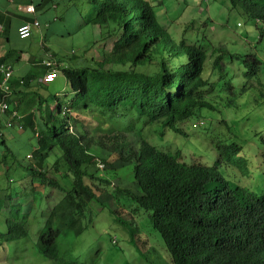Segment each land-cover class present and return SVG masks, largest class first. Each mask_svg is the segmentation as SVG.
Listing matches in <instances>:
<instances>
[{"label": "trees", "instance_id": "obj_1", "mask_svg": "<svg viewBox=\"0 0 264 264\" xmlns=\"http://www.w3.org/2000/svg\"><path fill=\"white\" fill-rule=\"evenodd\" d=\"M74 1L79 17L81 3H85L81 26L97 29L91 43H104L100 50L103 57L94 58L93 66L62 68L74 97L67 102L58 99L56 103L53 95L46 100L38 97L35 112L40 113V120L35 112L26 120L21 118V127L29 129L35 139L28 153L33 163L27 154L21 159L22 166L39 178L40 184L62 193L49 206L45 226L38 235L39 251L58 264H75L61 255L58 239L69 231L76 236L82 232L84 207L95 197L85 178L96 177L89 167L95 165L97 169L95 154L103 151L113 154L114 160L99 162L104 166L133 164L141 193L126 191L139 207L152 212V225L160 233L174 264H264V194L240 184L232 187L217 163L185 164L145 138H140L139 147L133 150L116 139H124V117L130 114L140 118L144 124L142 132L159 122L160 129L183 133L179 125L185 118L212 109L213 103L204 94L212 84L205 77V49L184 39L177 43L158 20L149 0ZM229 1L256 25L264 24V0ZM260 40L264 42V25ZM108 43L110 49L105 46ZM73 58L78 56L69 59ZM244 63L250 67L246 78L258 73L260 60L256 55L252 62L246 59ZM220 66L222 61L217 57L212 67L216 70ZM30 79L31 76L24 79L18 89L12 79L13 93L22 92ZM81 113L94 114L97 122L105 121V128L112 133L95 131V136L98 139L99 133L112 135L111 146L101 141V147L90 148V141L95 139L89 137L86 124L79 123ZM0 142L4 147L8 144L3 135ZM239 149L234 143L216 145L218 157ZM56 150L60 153L49 165V157ZM98 178L109 183L106 178ZM118 219L122 225L126 222L122 214H118ZM5 221L12 230V240L26 234L25 222H17L14 217H6ZM130 230L132 233L134 228Z\"/></svg>", "mask_w": 264, "mask_h": 264}, {"label": "rangeland", "instance_id": "obj_2", "mask_svg": "<svg viewBox=\"0 0 264 264\" xmlns=\"http://www.w3.org/2000/svg\"><path fill=\"white\" fill-rule=\"evenodd\" d=\"M149 1L158 20L177 43L181 39L191 41L207 52L205 77L210 78L212 84L204 94L213 106L203 109L199 116L185 118L179 125L183 133L171 128L160 129L159 122L142 132L144 124L130 114L124 117L122 130L126 135L124 139L118 136L117 141L133 150L139 147L140 138H145L158 150L169 152L185 164L197 162L213 166L217 163L232 187L240 184L264 194V42L260 40V29L264 24L256 25L251 18L233 8L229 0ZM92 27L86 25L80 30L75 22L69 27L65 20L55 26L65 33L64 39H59L54 46L63 65L93 66L94 58L100 60L103 57L100 51L103 42L86 44L82 37L84 31L92 36L96 34L97 29ZM70 31L72 34L67 35ZM88 36L86 40H92ZM39 41L36 52H32L37 55L41 53ZM105 46L110 49L111 44ZM71 55L78 58L69 59ZM253 55L260 60L259 70L256 75L246 78L245 72L250 67L244 61L252 62ZM217 57L222 66L215 70L212 65ZM55 81L40 92L44 96L53 94V103L58 99L67 102L74 97V91L62 75ZM79 119V123L86 124L89 137L95 139L90 141V148L101 147V141L112 145V135L99 133L98 139L95 136V131L112 133L110 128H105L104 120L97 122L94 114L84 113ZM220 142L237 144L240 149L218 157L216 145ZM28 151L30 147L21 140L11 141L6 147L0 142V264H58L39 251L37 241L50 204L58 201L62 193L40 184L39 178L22 166L21 159ZM59 153L56 150L50 155L49 165ZM95 155L96 166L104 159L114 162L113 154L109 152L100 151ZM27 158L33 163L31 156ZM94 166L90 165L89 169L96 177L85 178L95 197L84 207L83 230L78 236L69 231L66 236L59 237L61 255L75 264H174L160 233L152 225V212L139 207L126 191L141 193L134 179L133 164H109L103 170L99 166L94 169ZM99 176L108 179L109 183ZM118 214L124 216V225ZM6 217L25 222L26 234L12 240ZM130 228H134L132 233ZM16 231L19 235V228Z\"/></svg>", "mask_w": 264, "mask_h": 264}, {"label": "crops", "instance_id": "obj_3", "mask_svg": "<svg viewBox=\"0 0 264 264\" xmlns=\"http://www.w3.org/2000/svg\"><path fill=\"white\" fill-rule=\"evenodd\" d=\"M29 4L34 5V12L24 11V7ZM76 8L77 4L74 0H0V60L13 66L12 79L16 89H18L17 85L21 83V79L31 76L27 87L22 92H17L16 97L12 95L10 109L5 112L0 111V135L7 139L8 144H11V141L21 140L25 145L31 147L34 142V139L31 138L32 132L29 129L23 130L21 127V118L26 120L31 112L36 111L35 108L38 105L35 103L36 98L41 97L46 100L50 95H53L44 96L40 92L42 89L54 84L55 80L61 79V75L65 78L62 68L67 66L63 65V61L57 57L58 50L54 47L59 39H64L65 33L55 26L58 23L62 24L65 20L69 23V27H71V23L75 22L80 30L84 29L86 26H81V23L86 14V5L82 1L81 17L76 12ZM34 20H39L40 25L33 27L30 34L32 37H21L19 35L20 25L23 22ZM71 34V31L67 33V35ZM88 35L92 37L88 31H84L82 37L86 44H91L92 40H86ZM37 40H40L41 53L39 55L35 53ZM60 48L58 43V49ZM34 50L35 52L32 53ZM48 58L54 60L59 71L52 82L45 83L41 81V78L48 72V69L45 68L43 60ZM34 104L35 106H33ZM12 108L13 111H10ZM35 116L38 119L40 113L35 112ZM27 157L30 155L28 154Z\"/></svg>", "mask_w": 264, "mask_h": 264}, {"label": "built area", "instance_id": "obj_4", "mask_svg": "<svg viewBox=\"0 0 264 264\" xmlns=\"http://www.w3.org/2000/svg\"><path fill=\"white\" fill-rule=\"evenodd\" d=\"M25 12H34L35 8L33 4H29L24 7ZM38 20L33 22H23L19 27V35L23 38L30 36L31 30L34 26H39ZM43 64L48 68V72L42 78L43 81L51 82L57 76V69L54 67V62L50 59L43 61ZM13 74V68L10 64L0 62V110L6 111L10 108L9 97L11 93L10 79ZM100 169H104V164L99 163Z\"/></svg>", "mask_w": 264, "mask_h": 264}, {"label": "clouds", "instance_id": "obj_5", "mask_svg": "<svg viewBox=\"0 0 264 264\" xmlns=\"http://www.w3.org/2000/svg\"><path fill=\"white\" fill-rule=\"evenodd\" d=\"M35 8V7H34ZM39 21V20H38ZM33 22V21H32ZM40 23V22H39ZM48 59H50V60H52L53 62H54V60L53 59H51V58H48ZM44 60H46V59H44ZM43 60V61H44ZM5 63H7V62H5ZM8 64H10V63H8ZM11 65V64H10ZM12 66V65H11ZM69 66H71V65H69ZM54 67L57 69V75H58V71H59V67H58V65L56 66V64H55V62H54ZM12 68H13V66H12ZM45 68L46 69H48L46 66H45ZM13 72H14V69H13ZM45 76V75H44ZM43 76V77H44ZM42 77V78H43ZM57 77V76H56ZM13 78V74H12V77H11V79ZM42 78H41V81H43L42 80ZM11 79H10V81H11ZM25 82V80L24 79H21V84H23ZM29 82V81H28ZM45 83H48V82H46V81H44ZM52 82V81H51ZM10 86H11V84H10ZM17 93V92H16ZM16 93H13V90H12V87H11V93H10V97H9V102H11V98H12V95L13 96H15L16 97ZM0 94H1V92H0ZM10 107H11V104H10ZM10 109V108H9ZM9 109H7V110H9ZM1 111V110H0ZM2 112H5V111H2ZM99 164V163H98ZM102 170V169H101Z\"/></svg>", "mask_w": 264, "mask_h": 264}, {"label": "bare ground", "instance_id": "obj_6", "mask_svg": "<svg viewBox=\"0 0 264 264\" xmlns=\"http://www.w3.org/2000/svg\"><path fill=\"white\" fill-rule=\"evenodd\" d=\"M33 29V28H32Z\"/></svg>", "mask_w": 264, "mask_h": 264}]
</instances>
